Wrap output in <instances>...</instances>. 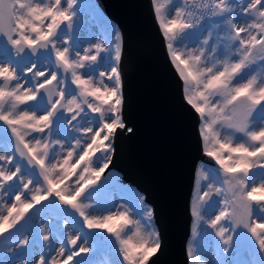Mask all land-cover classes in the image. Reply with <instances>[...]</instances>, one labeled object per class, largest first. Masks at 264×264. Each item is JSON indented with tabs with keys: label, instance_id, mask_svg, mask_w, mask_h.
Masks as SVG:
<instances>
[{
	"label": "snow or ice",
	"instance_id": "snow-or-ice-1",
	"mask_svg": "<svg viewBox=\"0 0 264 264\" xmlns=\"http://www.w3.org/2000/svg\"><path fill=\"white\" fill-rule=\"evenodd\" d=\"M76 3L0 0V40L15 54H0V247L17 257L0 264H89L94 235L107 234L120 264H149L162 248L146 197L111 173L101 180L116 130L125 128L123 34L95 16L109 47L88 40L82 48L72 36ZM152 4L182 100L199 115L203 151L221 174L219 186L206 173L208 183H197L193 233L215 195L217 214L206 223L222 247L210 253L212 264H229L245 233L264 253V0H182L174 15ZM187 252L191 258V246ZM195 260L209 264L199 254Z\"/></svg>",
	"mask_w": 264,
	"mask_h": 264
},
{
	"label": "water",
	"instance_id": "water-1",
	"mask_svg": "<svg viewBox=\"0 0 264 264\" xmlns=\"http://www.w3.org/2000/svg\"><path fill=\"white\" fill-rule=\"evenodd\" d=\"M95 2L123 34L125 128L116 130L115 152L105 171L118 173L123 185L135 188L156 209L163 243L149 264H190L197 171L202 162L218 165L203 151L199 115L182 100V81L167 54L152 0ZM10 49L0 40V51ZM120 259L118 253L111 257L113 264Z\"/></svg>",
	"mask_w": 264,
	"mask_h": 264
},
{
	"label": "rangeland",
	"instance_id": "rangeland-1",
	"mask_svg": "<svg viewBox=\"0 0 264 264\" xmlns=\"http://www.w3.org/2000/svg\"><path fill=\"white\" fill-rule=\"evenodd\" d=\"M159 2L163 6L162 11L167 15H174L175 10L182 4V0H171V2H169V0H159ZM73 11L76 14L74 17V29L72 32L73 39L78 40L82 48L87 47L88 40L91 41L92 43H96V42L104 43L105 47L108 48L109 47L108 43L110 42L111 37L107 36L103 32L102 25L95 18V16L102 17L104 20L109 22L110 26H115L116 28L117 26L111 19L108 18V16L104 14V12L100 9V7L95 2V0H77V3ZM192 39L193 37L188 36L185 38L184 43L188 44L189 46H192L191 45ZM177 46L179 47L181 45L178 44ZM0 54H3L4 56L15 55L11 49L8 51H0ZM111 55H112L111 51L101 53V57H100L101 70H105V68L108 66V63H110L109 58L111 57ZM20 63L21 65H23L26 62L20 60ZM0 151H3L2 146H0ZM201 164H203L204 166V171L202 173L201 168L199 166L197 171L195 187H194L192 206L198 190L197 188L198 181L201 185H206L208 183L207 180L203 179L204 173H206L209 176V179L215 180L217 182V186H219V177L221 175L219 173V167L216 165L212 166L204 162H202ZM109 173H111L114 178H120V175L118 173H116L113 170H108L105 171L103 177H101V180L103 181L104 179H106ZM260 175L261 174L259 172H255L254 178L259 179ZM119 183L123 184L120 181ZM124 185L126 186V184ZM202 190H206V188ZM135 192L139 193L136 190ZM128 199L130 201L129 206L133 209V218L139 219V214L135 207V195L133 194L132 197H128ZM219 200L220 197L214 195L212 199L209 200L208 203L204 206L205 220L199 223L196 234L193 233V225L196 223V218L193 216L192 236L189 242V246H191L192 248L193 256L190 258V264H197L195 260L196 254H199L205 260L209 261V264H212V256L210 255V253L213 252L215 249L222 247L221 242L219 238L215 235L214 230L211 229L208 223H206L209 217H212L214 216V214H217V207H218L217 202ZM93 203H95V201H93ZM120 203H123V201H121ZM99 210H100V206L97 205V211ZM37 244H38V237L36 238L33 235L32 236L33 249L36 248ZM33 249L26 250V254L31 253ZM110 253L112 257V255L114 253H118V251L114 246H112ZM226 258L229 261V264H233V261H237L240 264L241 260L245 261L246 264H259L256 258H259L262 264L264 263L262 259V253L260 252L258 246L255 244L254 239L249 234L246 233L241 238H238L236 246L232 249V252L229 255H227ZM15 259L16 256L7 254L3 251V248H0V261H12ZM89 264L92 263L89 262ZM95 264H104V263L102 262Z\"/></svg>",
	"mask_w": 264,
	"mask_h": 264
},
{
	"label": "trees",
	"instance_id": "trees-1",
	"mask_svg": "<svg viewBox=\"0 0 264 264\" xmlns=\"http://www.w3.org/2000/svg\"><path fill=\"white\" fill-rule=\"evenodd\" d=\"M126 187H128V189H131V190L135 189L128 185H126ZM135 190H134V193H136ZM134 193L130 192L128 197H132ZM91 241H92L93 251L89 255V259H88L89 262H91L92 264L102 263V262L104 264H112L111 259H110L111 258L110 250L113 245L111 241L106 237V234L105 236L94 235L91 237ZM262 259L264 262V253H262ZM256 260L259 262V264H262L259 258H256Z\"/></svg>",
	"mask_w": 264,
	"mask_h": 264
},
{
	"label": "flooded vegetation",
	"instance_id": "flooded-vegetation-1",
	"mask_svg": "<svg viewBox=\"0 0 264 264\" xmlns=\"http://www.w3.org/2000/svg\"><path fill=\"white\" fill-rule=\"evenodd\" d=\"M27 61H28V60H26V59H25V60H23V62H27ZM254 174H255V173H254ZM0 248H2V247H0ZM16 259H17V257H16Z\"/></svg>",
	"mask_w": 264,
	"mask_h": 264
}]
</instances>
